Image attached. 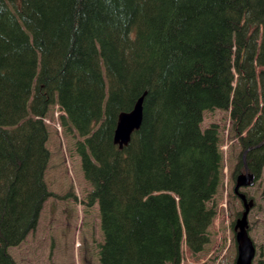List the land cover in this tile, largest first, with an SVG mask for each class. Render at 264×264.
Returning a JSON list of instances; mask_svg holds the SVG:
<instances>
[{
    "label": "trees",
    "instance_id": "trees-1",
    "mask_svg": "<svg viewBox=\"0 0 264 264\" xmlns=\"http://www.w3.org/2000/svg\"><path fill=\"white\" fill-rule=\"evenodd\" d=\"M261 30L264 41V0H0V264H17L10 249L54 195L45 121L54 106L81 138L100 264H180L182 226L208 243L224 155L205 115L221 103L220 57L245 56ZM143 95L141 127L120 150L119 116ZM248 108L234 118L237 137ZM241 141L235 174L246 165L261 178L264 131Z\"/></svg>",
    "mask_w": 264,
    "mask_h": 264
},
{
    "label": "rangeland",
    "instance_id": "rangeland-1",
    "mask_svg": "<svg viewBox=\"0 0 264 264\" xmlns=\"http://www.w3.org/2000/svg\"><path fill=\"white\" fill-rule=\"evenodd\" d=\"M220 65L221 103L211 105L213 110L206 113L203 124L204 128L213 123L220 126L224 178L211 202L217 215L206 244L191 238L182 226L180 264H235L237 243L233 225L244 209L235 197L232 175L243 151L241 140L249 144L264 131L262 30L254 35L245 56L224 51ZM203 78L199 76L197 82L201 83ZM251 104L255 108L249 107ZM244 108L248 110L241 126L243 135L237 137L234 120ZM62 116L60 108L54 106L45 119L50 132L47 147L51 153L46 182L54 195L46 202L35 230L22 244L10 249L17 264H100L98 246L103 235L99 211L97 206L86 205L92 188L84 178L75 149V143L81 138L66 132L61 124ZM260 179L257 188L245 190L251 199L254 196L258 201L249 215V236L258 248L253 264H264V229L260 227L264 220V170Z\"/></svg>",
    "mask_w": 264,
    "mask_h": 264
},
{
    "label": "water",
    "instance_id": "water-1",
    "mask_svg": "<svg viewBox=\"0 0 264 264\" xmlns=\"http://www.w3.org/2000/svg\"><path fill=\"white\" fill-rule=\"evenodd\" d=\"M143 95L136 103L131 112L122 113L119 116L117 128L114 135V143L123 149L131 141L132 135L137 132L142 124L143 119ZM252 149V148H251ZM247 154V151L244 155ZM255 176L252 173L241 174L238 176L235 193L240 197L244 203V212L235 224L234 230L236 232L237 243V258L235 264H253L256 256V248L254 242L249 236L248 232V216L253 208V201H248L245 194L239 192L242 188H248L254 185Z\"/></svg>",
    "mask_w": 264,
    "mask_h": 264
},
{
    "label": "flooded vegetation",
    "instance_id": "flooded-vegetation-1",
    "mask_svg": "<svg viewBox=\"0 0 264 264\" xmlns=\"http://www.w3.org/2000/svg\"><path fill=\"white\" fill-rule=\"evenodd\" d=\"M246 158V157H245ZM245 162V161H244ZM246 170H247V172H249V169L247 168V167H245V169H244V172H246ZM240 174H242L241 172L240 173H238V174H235V172L233 173V182L235 183V185H236V179H238V176L240 175ZM260 181H261V179H257L256 178V182H255V184L252 186V187H250V188H257L258 187V183H260ZM235 187V186H234ZM235 189V188H234ZM258 190H260V189H258ZM241 192H243V193H245L246 194V196L248 197V201H253V203H254V207H253V209H252V211L251 212H253V210H254V208H256L257 207V203H258V201H257V199L253 196L252 198L253 199H251L250 197H249V193L248 192H246L245 190H242ZM262 197L264 198V189L262 190ZM236 196V198H238L239 199V197H238V195H235ZM239 201L241 202V204H242V206H244V203L241 201V199H239ZM240 214H242V212L240 213ZM241 216V215H240ZM260 227L261 228H263L264 229V220H262V223L260 224ZM250 228V227H249ZM249 228H248V232H249ZM251 231V230H250ZM264 234V233H263ZM253 240V239H252ZM254 242V241H253ZM254 245H255V248H256V256H257V253H258V248H257V246H256V244L254 243ZM263 254H264V247H263Z\"/></svg>",
    "mask_w": 264,
    "mask_h": 264
},
{
    "label": "bare ground",
    "instance_id": "bare-ground-1",
    "mask_svg": "<svg viewBox=\"0 0 264 264\" xmlns=\"http://www.w3.org/2000/svg\"><path fill=\"white\" fill-rule=\"evenodd\" d=\"M129 143H130V142H129ZM128 145H129V144H128ZM128 145H127V146H128ZM127 146H126V147H127ZM124 148H125V147H124ZM124 148H123V149H124ZM119 149H120V148H119ZM123 149H120V150H123Z\"/></svg>",
    "mask_w": 264,
    "mask_h": 264
}]
</instances>
